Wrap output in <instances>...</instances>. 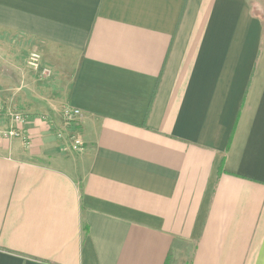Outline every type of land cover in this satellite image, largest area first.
Wrapping results in <instances>:
<instances>
[{
	"label": "crops",
	"instance_id": "crops-1",
	"mask_svg": "<svg viewBox=\"0 0 264 264\" xmlns=\"http://www.w3.org/2000/svg\"><path fill=\"white\" fill-rule=\"evenodd\" d=\"M257 2L0 0V264H264Z\"/></svg>",
	"mask_w": 264,
	"mask_h": 264
},
{
	"label": "built area",
	"instance_id": "built-area-1",
	"mask_svg": "<svg viewBox=\"0 0 264 264\" xmlns=\"http://www.w3.org/2000/svg\"><path fill=\"white\" fill-rule=\"evenodd\" d=\"M37 59L38 56L33 53L30 57V63L33 68L36 69L37 67ZM46 71V70H45ZM80 113L79 109L76 108H70L65 110L64 112V119H65V124L67 128V132L69 133L68 137L71 138V148L75 152H81L84 148V143L79 139L75 137V129L77 127V118ZM4 115L5 120L7 123L6 128H0V139L1 138H12V137H20L22 135V125L24 124L26 120V116L24 113L21 111H15L10 110V111H4L0 107V116ZM62 134H59V136H62ZM27 144L28 142H24Z\"/></svg>",
	"mask_w": 264,
	"mask_h": 264
},
{
	"label": "rangeland",
	"instance_id": "rangeland-1",
	"mask_svg": "<svg viewBox=\"0 0 264 264\" xmlns=\"http://www.w3.org/2000/svg\"><path fill=\"white\" fill-rule=\"evenodd\" d=\"M254 9H255V11H258V13L263 17L262 20H263V24H264V0H258V2L255 4ZM1 37H2V39L0 40V44H4V39H5L6 35L3 34V35H1ZM9 40H10L9 43L19 44L18 48H19V55L22 56L21 59L23 61L26 60L25 61V64L28 65L29 67L33 68L31 66V63H30V57H31V54L32 53L26 52L27 51V49H26V43L20 41L19 40V37L17 39V38H14V37L9 36ZM33 69H35V68H33ZM44 73L47 74V70L46 71L44 70ZM2 109L5 110L4 108H2ZM15 111H18V110H15ZM19 112H20V110H19ZM21 112L24 113L23 111H21ZM25 116H26V120H27V115L25 114ZM26 120H25V122H26ZM23 125H22V127H23ZM22 133H23V130H22ZM12 138H17V137H12ZM1 139H4V138H1ZM22 139H23V142H25V140H26V142H28L25 137H23ZM72 151H74V150L72 149Z\"/></svg>",
	"mask_w": 264,
	"mask_h": 264
}]
</instances>
